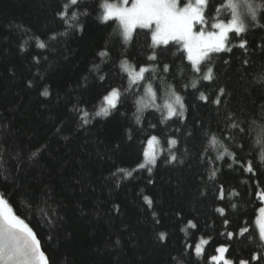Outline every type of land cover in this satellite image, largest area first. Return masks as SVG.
I'll return each instance as SVG.
<instances>
[{"label":"trees","instance_id":"16d2710c","mask_svg":"<svg viewBox=\"0 0 264 264\" xmlns=\"http://www.w3.org/2000/svg\"><path fill=\"white\" fill-rule=\"evenodd\" d=\"M64 2L0 0V192L36 234L49 264H175L173 257L184 264H211L207 257L217 254L220 245L229 247V259H250L253 252L264 257V250L249 240L252 235L258 241L255 222L263 207L256 193L264 191V163L259 158L264 145V134H260L264 84L256 78L264 73V49L260 47L264 29L250 28L243 34L247 53L239 47L211 53V61L202 62V71L197 73L186 54L182 59L172 44L158 48L157 60L148 61L152 49L146 30L137 29L125 46L122 38L113 35L116 22L102 23L97 18L104 0H85L89 15L79 19L82 32L68 29L67 35H58L66 30L55 15ZM219 2L209 0L208 10L215 14ZM261 17L264 23V10ZM52 34L57 39H49ZM36 37L46 44L45 49L36 46ZM229 39L238 44L240 37L230 33ZM105 46L111 49V59L101 63L97 54ZM124 57L136 71L140 66L155 65L156 78L145 73L148 79L141 82L144 87L139 95L126 98L119 112L108 117L90 115L89 123L82 124L74 108L92 114L103 103L105 88L127 86V73L118 67ZM244 59L249 64L243 65ZM205 63L213 68V81L201 79L207 71ZM94 64H100L99 72L93 70ZM164 64L169 65L167 73L162 70ZM98 75L106 76L104 84ZM193 80L198 81L196 89L191 87ZM149 82L154 90L160 89L156 103L161 108L169 98L167 85L173 86L184 98V120L173 117L160 123L161 111L148 108L143 112V124L135 125L134 100L144 96ZM220 87L227 92L220 106L198 99L201 91L213 99ZM45 88L49 97L41 95ZM227 112L246 126L244 139L236 135L225 142L240 163L226 155L209 164L207 159H214L223 149L209 148L204 156L208 140L204 131L219 135L225 129ZM151 135L158 137L159 143L154 142L158 152L168 148L169 137L177 139L172 151L183 163H165V151L159 152L151 174L137 169ZM38 149L43 150L30 158ZM249 160L253 162L251 173L243 170ZM212 169H218L214 180L208 178ZM221 184L224 200L217 199ZM233 190L238 195L228 196ZM145 196L152 200L151 207ZM218 207L225 208V216L216 212ZM189 220L197 227L185 234L181 229ZM240 227H249L250 232L229 240L226 232ZM160 232L167 233L164 242L157 239ZM201 238L209 240L203 256L181 255L185 244L194 247ZM250 264H264V258Z\"/></svg>","mask_w":264,"mask_h":264},{"label":"snow or ice","instance_id":"6c2138e0","mask_svg":"<svg viewBox=\"0 0 264 264\" xmlns=\"http://www.w3.org/2000/svg\"><path fill=\"white\" fill-rule=\"evenodd\" d=\"M82 4L84 5L83 7H81ZM101 7L103 12L97 18L102 23L114 20L117 27L113 30V35L122 38V43L125 46L132 42L133 34L137 29L146 30L145 36L147 37L150 34L151 40L148 47L152 49L151 54L147 56L148 61L157 60L158 48L161 46L167 47L172 44L176 46V51L181 54L182 59L184 54H186L187 60L191 62L192 69L197 73L202 71V62L211 61V53L231 52L233 47H239L244 53H247L248 41L243 38V34H246L250 28L264 29V23L261 22V10H264V3H258L257 0H220L215 7V14L208 10L209 0H131L130 6L129 0H104ZM55 15L66 26V30L58 35L65 36L68 34V29L83 31V25L79 23V19L82 16L89 15V11L85 0H65ZM230 33H233L235 37H240L238 44L231 43L229 39ZM35 39L38 48H46V44L39 37ZM49 39H57V34H52ZM21 47L23 49V45ZM260 47L264 49V45ZM97 55L101 58V63H106V58L111 59V49L105 46ZM37 63H39L38 59ZM225 63H228V61H225ZM242 64H249V60L244 59ZM118 67L122 73H127V86L125 87L121 84L119 87L109 86L105 88L102 94L103 103L92 114L85 108H74L73 111L81 115L82 124L86 125L89 123L88 117L90 115L93 118L108 117L113 112H119L126 98L139 95L140 89L144 87L141 82L148 79L145 73H152L151 79H155V73L158 70L153 65L151 67L140 66L139 70L136 71L134 66L129 64L126 57L119 59ZM204 67H206L207 71L204 72L201 79L213 81V68L208 63H205ZM93 70L99 72L100 64H94ZM162 70L167 73L169 65L164 64ZM97 78L101 84H104L107 79L105 75H98ZM123 78L121 76L122 80ZM256 82L264 84V73H261L256 78ZM197 83V80H193L191 87L196 89ZM162 84L163 82H161V86ZM31 86V82H29V87ZM167 87L169 89L167 93L169 98L165 99L161 108L156 103L159 98L157 92L160 89L154 90L153 84L147 83L144 96L134 100V104L136 105V112L133 114L135 125L143 124V112L148 108H155L156 111H161L162 119L160 123H166L173 117L180 120L185 119L187 108L184 98L176 92L171 84L167 85ZM184 87L187 88V85ZM41 95L49 97L50 92L45 88ZM226 95V89L220 87L213 99L210 100L209 96L205 95L202 91L199 92L198 99L205 103L211 102L214 105L220 106L223 103L222 98ZM162 109L166 110V115L163 114ZM242 123L234 113L227 112L225 129L219 135L210 130L204 131V135L208 137L207 147L203 149L204 156H208L209 148L217 150L219 146V148L223 149L222 152L218 151L214 159L209 157L207 163L214 164L215 161L223 160L226 155L230 159L240 163L237 160L236 152H230L225 142L235 139L236 135H240V139H244L247 132L246 126H242ZM149 127L155 128L156 125L150 124ZM233 129L238 130V133L233 134L231 132ZM260 134H264V127L260 129ZM128 138H132L131 128ZM154 142L159 143L158 137L151 135L147 139V144L149 149L152 150L144 151V161L137 165V169H146L151 174L152 168L157 164L159 152L165 151L168 153L164 157L165 163H183L182 160L178 161L176 153L172 151L178 144L177 139L169 137L167 139L168 148H161L159 152L153 149ZM42 150L38 149L32 152L30 158L37 157ZM259 158L260 162L264 163V145L260 147ZM229 166L231 167V165ZM243 170L249 173L253 172V162L251 160L247 161ZM118 171L124 172L126 176L132 175L131 172H125L124 169H119ZM217 171L218 169H212L208 178L214 180ZM149 182L151 183V181ZM201 195H205V193L201 192ZM235 195H238V193L234 190L228 193V196ZM256 195L260 199H264V191L257 192ZM225 198V188L221 184L217 189V199L224 200ZM144 200L151 207L152 200L148 196H145ZM231 206L233 208L236 207L235 204ZM216 212L221 216H225L226 214L224 207L216 208ZM259 212L260 218L255 222L258 228V241L252 235H249V240L256 242L257 247L264 250V208H260ZM223 224L227 227L229 220L225 218ZM196 227L197 225L192 220H189L186 227L181 229V231L187 234L189 228L195 229ZM249 232V227H240L236 232L227 231L226 236L231 240L234 237L242 238ZM221 235H225V233L222 232ZM166 237L167 233L160 232L157 239L164 242ZM208 242V239L201 238L200 242L196 243L194 247L191 244H185L181 255L194 253L195 256L201 257L204 255L203 246L207 245ZM118 243L119 241H117ZM215 252L217 254L207 257L211 261V264H250V261H259L261 258H264L260 252H253L250 259H229L226 255L229 252V247L225 245L216 247ZM172 259L175 261V264H184L183 260L177 257H173ZM0 264H49V258L41 250L40 241L37 239L36 234L23 219L14 213L12 206L2 192H0Z\"/></svg>","mask_w":264,"mask_h":264},{"label":"rangeland","instance_id":"374dc122","mask_svg":"<svg viewBox=\"0 0 264 264\" xmlns=\"http://www.w3.org/2000/svg\"><path fill=\"white\" fill-rule=\"evenodd\" d=\"M130 4H131V0H129V6H130ZM114 21V20H113ZM211 30V29H210ZM153 149H155V150H157L158 151V146H156V144H153ZM152 149H149V147H148V150L147 151H151ZM262 200V204H263V207L262 208H264V199H261ZM260 218V212L258 213V217H257V219H259ZM257 226V225H256ZM205 246V245H204ZM203 246V247H204Z\"/></svg>","mask_w":264,"mask_h":264},{"label":"water","instance_id":"95a60500","mask_svg":"<svg viewBox=\"0 0 264 264\" xmlns=\"http://www.w3.org/2000/svg\"><path fill=\"white\" fill-rule=\"evenodd\" d=\"M41 247V246H40ZM42 250V249H41Z\"/></svg>","mask_w":264,"mask_h":264}]
</instances>
